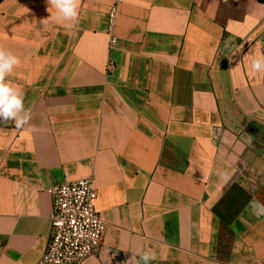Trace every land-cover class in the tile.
<instances>
[{
  "label": "crops",
  "instance_id": "crops-1",
  "mask_svg": "<svg viewBox=\"0 0 264 264\" xmlns=\"http://www.w3.org/2000/svg\"><path fill=\"white\" fill-rule=\"evenodd\" d=\"M113 1L70 22L0 2L31 117L0 122V264H37L50 191L91 176L106 227L83 264H264V0H121L110 48Z\"/></svg>",
  "mask_w": 264,
  "mask_h": 264
},
{
  "label": "built area",
  "instance_id": "built-area-1",
  "mask_svg": "<svg viewBox=\"0 0 264 264\" xmlns=\"http://www.w3.org/2000/svg\"><path fill=\"white\" fill-rule=\"evenodd\" d=\"M121 0L109 13L110 48L116 45L114 30ZM112 62L107 69L112 68ZM53 198L51 232L47 249L37 264H83L102 249L105 223L95 208V177L65 183L50 191Z\"/></svg>",
  "mask_w": 264,
  "mask_h": 264
},
{
  "label": "clouds",
  "instance_id": "clouds-1",
  "mask_svg": "<svg viewBox=\"0 0 264 264\" xmlns=\"http://www.w3.org/2000/svg\"><path fill=\"white\" fill-rule=\"evenodd\" d=\"M47 3L56 10L57 17L62 21L70 22L78 18L80 0H47ZM20 63L18 56L0 47V122L14 121L17 128L26 125L31 118L24 107V94L6 79ZM251 68L257 72L264 70V55L254 57ZM219 175L225 182L229 179L226 172H221ZM248 210L257 218L264 216V203L253 198L249 201ZM155 259V252L149 249L139 255L135 264H150Z\"/></svg>",
  "mask_w": 264,
  "mask_h": 264
},
{
  "label": "water",
  "instance_id": "water-1",
  "mask_svg": "<svg viewBox=\"0 0 264 264\" xmlns=\"http://www.w3.org/2000/svg\"><path fill=\"white\" fill-rule=\"evenodd\" d=\"M3 0H0V2H2Z\"/></svg>",
  "mask_w": 264,
  "mask_h": 264
}]
</instances>
